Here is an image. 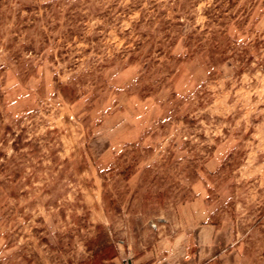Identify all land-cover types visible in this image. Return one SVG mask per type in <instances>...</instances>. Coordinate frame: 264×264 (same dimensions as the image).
Here are the masks:
<instances>
[{"label": "rangeland", "instance_id": "rangeland-1", "mask_svg": "<svg viewBox=\"0 0 264 264\" xmlns=\"http://www.w3.org/2000/svg\"><path fill=\"white\" fill-rule=\"evenodd\" d=\"M194 201L264 264V0H0V264H153Z\"/></svg>", "mask_w": 264, "mask_h": 264}, {"label": "crops", "instance_id": "crops-1", "mask_svg": "<svg viewBox=\"0 0 264 264\" xmlns=\"http://www.w3.org/2000/svg\"><path fill=\"white\" fill-rule=\"evenodd\" d=\"M194 201L182 207L180 231L172 238L157 242L158 258L153 264H210L215 261L234 263L236 250L232 235L206 220L207 215ZM233 248L227 251L228 247ZM227 264V263H226Z\"/></svg>", "mask_w": 264, "mask_h": 264}]
</instances>
